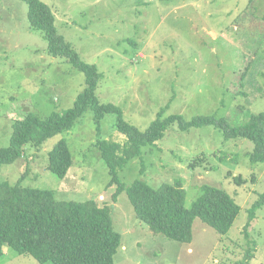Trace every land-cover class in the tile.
Wrapping results in <instances>:
<instances>
[{
  "label": "rangeland",
  "instance_id": "374dc122",
  "mask_svg": "<svg viewBox=\"0 0 264 264\" xmlns=\"http://www.w3.org/2000/svg\"><path fill=\"white\" fill-rule=\"evenodd\" d=\"M57 32L99 72L98 103H112L122 119L145 131L160 113L224 118L230 128L264 112V0H43ZM27 4L0 0V148L12 124L32 112L46 117L70 108L85 87V75L63 56L47 51L42 31L29 24ZM117 117L98 123L88 108L72 127L27 146L24 156L0 165V181L51 190L57 200L97 198L110 209L122 247L114 264H264V205L250 224L248 208L264 192V162L251 163L253 143L225 136L216 125L170 124L140 157L119 171L128 186L181 181L185 206L209 184L240 206L225 234L195 218L189 243L171 240L139 221L125 191L114 201L109 168L98 141L123 143ZM64 138L72 164L60 178L48 170V153ZM200 158V162L191 166ZM234 175H240L237 183ZM253 175V176H252ZM244 262V263H243ZM0 264L40 263L3 247Z\"/></svg>",
  "mask_w": 264,
  "mask_h": 264
},
{
  "label": "trees",
  "instance_id": "16d2710c",
  "mask_svg": "<svg viewBox=\"0 0 264 264\" xmlns=\"http://www.w3.org/2000/svg\"><path fill=\"white\" fill-rule=\"evenodd\" d=\"M22 1L27 4V18L31 27L44 33L48 53L65 57L74 68L83 72L85 87L77 95L74 104L62 112L53 111L44 118L30 112L13 122L9 144L0 148V165L24 156L28 145L38 147L52 135L70 129L88 108L92 109L96 123L107 113H114L117 129L126 136L125 142L102 140L95 144L99 157L109 168L108 186L116 184L113 200L125 191L135 217L171 240L189 243L195 218L219 234L227 233L240 206L226 191L203 184L200 195L190 207H186L185 189L181 181L150 187L136 179L126 186L118 173L131 159L141 156L143 146L153 145L161 139L172 123L182 129L208 124L216 125L221 130L224 128L225 136L244 138L253 143L249 157L251 163L264 162V112L252 114L245 124L230 128L224 118L214 115H196L189 121H185L181 114L161 118L162 108L148 128L140 131L122 119V111L118 106L98 103L95 89L99 72L94 64L83 61L72 45L57 32L50 6L43 0ZM200 160L196 158L191 166ZM71 164L69 146L62 138L49 151L46 168L63 178ZM234 180L237 183L242 181L240 175H234ZM99 203L97 198L57 200L51 190L21 185V178L13 184L0 181V257L3 247L7 246L15 254L31 255L40 263L114 264V256L118 248L123 246L121 234L113 227L109 207ZM263 205L264 192L248 208L245 227Z\"/></svg>",
  "mask_w": 264,
  "mask_h": 264
}]
</instances>
